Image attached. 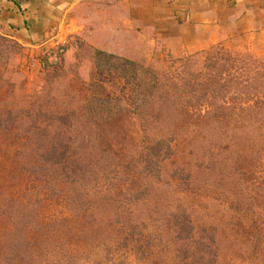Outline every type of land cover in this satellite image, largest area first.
I'll use <instances>...</instances> for the list:
<instances>
[{
  "label": "rangeland",
  "instance_id": "obj_1",
  "mask_svg": "<svg viewBox=\"0 0 264 264\" xmlns=\"http://www.w3.org/2000/svg\"><path fill=\"white\" fill-rule=\"evenodd\" d=\"M73 12L80 28L68 33L64 54L51 61L52 55L41 53L46 63L35 73L26 70L27 53L16 41H0V264H175L179 243L173 229L180 214L213 238L217 264H264V159L253 164L249 155L235 154L236 141L245 136L235 126L249 113L238 106L230 118L219 105L204 113L199 105L208 102L176 99L169 114L145 123L127 104L121 80L99 82L93 61V50L101 49L153 67L167 85H182L188 71L203 69L213 44L232 53L248 50L260 63L264 23L228 33L201 50L171 53L138 39L124 0H86ZM97 93L121 97L127 110L91 135L90 145L78 140L71 147L88 152L87 175L72 193L60 171L35 154L59 132H75L56 125L53 115L66 106L77 114ZM161 130L173 134V156L162 163L159 178L146 177L141 151ZM26 138L37 141L25 144ZM176 168L189 180L175 179ZM101 171L107 178L95 189ZM79 187L90 188L83 205L68 199L69 193H84ZM233 198L244 201L241 212ZM124 208L131 218L122 214ZM115 219L141 222V234L118 235Z\"/></svg>",
  "mask_w": 264,
  "mask_h": 264
},
{
  "label": "trees",
  "instance_id": "obj_2",
  "mask_svg": "<svg viewBox=\"0 0 264 264\" xmlns=\"http://www.w3.org/2000/svg\"><path fill=\"white\" fill-rule=\"evenodd\" d=\"M77 37L76 34L75 38ZM0 41L16 43L3 35H0ZM68 43L69 40L60 50L46 52V55H52L51 61H56L64 54ZM93 61L99 82L107 79L121 80V90L128 100L127 104L145 123L169 114L175 109L173 101L176 99L180 102L192 98L199 102L206 101L208 105L203 103L199 105V111L204 113L210 110L209 105H219L230 118H233V111L239 106L242 112L247 111L249 114L240 126L232 119V123L237 125L236 129H241L245 134L236 141L238 150L240 149L235 153L236 157L240 159L243 153L247 157L249 155L253 164L255 162L260 164L259 162L264 159V57L257 63L248 50L232 53L220 43L213 44L205 55L203 69L195 73L188 71L186 73L188 83L174 86L167 85L153 67L112 52L95 48ZM43 63L45 65L46 61ZM230 95L236 96L234 103L229 101ZM79 110L76 114L66 106L63 111L53 115L52 119L56 125L74 128L75 132L73 136L59 132L47 141L41 152L35 154L43 162L50 164L54 172L60 171L58 175L72 185L70 188L72 193L76 192L77 180H82L87 175L83 161L88 152L86 149L79 153L73 152L71 147L78 140L90 145L93 142L91 135L101 134L110 122L127 110V107L122 105L121 97L110 93H97L86 98ZM36 141L37 138L24 140L25 144ZM172 141L173 134L169 130H161L160 134L148 140L141 151L142 174L146 177H160L162 163L173 156ZM96 174L97 178L93 185L95 189L99 188L100 181L107 178L104 171ZM56 176L52 174L50 179H56ZM172 176L181 181L189 180L188 176L182 177V170L177 168ZM50 179L46 178L45 181L48 182ZM79 188L84 193L79 197L69 193L68 199L72 203L83 205L87 201L90 188ZM230 202L237 212L242 211L244 201L233 198ZM122 214L128 218L132 215L126 208ZM108 221L110 225L113 224V216ZM115 222L120 225L118 235L129 238L135 237L137 233L141 234L138 229L141 225L139 221L128 220L120 223V220L115 219ZM202 231L193 226L188 215L177 216L173 229L174 239L179 243L173 254L175 264H217V246L213 238L205 236ZM258 236L259 233H255L254 237Z\"/></svg>",
  "mask_w": 264,
  "mask_h": 264
},
{
  "label": "crops",
  "instance_id": "obj_3",
  "mask_svg": "<svg viewBox=\"0 0 264 264\" xmlns=\"http://www.w3.org/2000/svg\"><path fill=\"white\" fill-rule=\"evenodd\" d=\"M86 0H0V34L30 55L43 53L45 33L79 29L74 10ZM138 39L171 53L201 50L226 34L263 24L264 0H124Z\"/></svg>",
  "mask_w": 264,
  "mask_h": 264
},
{
  "label": "built area",
  "instance_id": "obj_4",
  "mask_svg": "<svg viewBox=\"0 0 264 264\" xmlns=\"http://www.w3.org/2000/svg\"><path fill=\"white\" fill-rule=\"evenodd\" d=\"M67 35L62 27H52L44 35L43 53L60 50V48L67 42ZM41 54L27 55L25 61V68L30 73H35L43 67Z\"/></svg>",
  "mask_w": 264,
  "mask_h": 264
}]
</instances>
